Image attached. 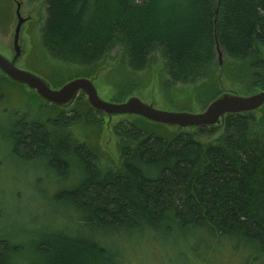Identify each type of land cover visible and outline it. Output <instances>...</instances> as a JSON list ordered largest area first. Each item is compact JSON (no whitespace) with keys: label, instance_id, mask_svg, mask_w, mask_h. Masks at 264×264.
Here are the masks:
<instances>
[{"label":"trees","instance_id":"16d2710c","mask_svg":"<svg viewBox=\"0 0 264 264\" xmlns=\"http://www.w3.org/2000/svg\"><path fill=\"white\" fill-rule=\"evenodd\" d=\"M12 16L10 0H0V26ZM39 34L29 56L42 54L52 86L92 76L120 45L126 64L105 79L122 100L130 93L121 86L134 82L159 49L168 84L196 87L206 107L222 93L218 47L229 71V59H244L264 43V0H46ZM256 66L254 86L263 89L264 59ZM40 108L30 126L17 114L5 139L11 152L42 159L69 180L49 201L76 215L66 221L30 211L38 218L27 224L20 212L10 218L0 207V264H133L136 250L180 243L188 264H217L215 256L224 253L240 264H264V104L260 114L229 112L223 125L195 131L124 125L117 133L136 143L122 145L116 166L100 157V146L90 148L73 134L81 116L66 115L56 103ZM214 127L222 129L213 140L199 137Z\"/></svg>","mask_w":264,"mask_h":264},{"label":"rangeland","instance_id":"374dc122","mask_svg":"<svg viewBox=\"0 0 264 264\" xmlns=\"http://www.w3.org/2000/svg\"><path fill=\"white\" fill-rule=\"evenodd\" d=\"M45 2L46 0H10L13 16L10 22H5L3 26H0V52L9 58H12L15 54L14 33L18 22L16 9L19 3L20 11L27 19L23 22L20 31L19 42L22 52L17 59V64L29 67L30 70L49 80L45 72L49 73L50 70H48L49 68L43 61L42 54L36 52L31 58L29 56L32 49V37L38 38L40 36V24L45 16ZM258 58L264 59V43L262 42L255 44L254 51L248 57L244 59H229L227 63L230 69L228 71L223 63L225 60V54L223 53L222 62L219 60L220 66L218 71L221 91L249 94L261 90L262 88L254 86L255 82L259 80L258 76H255V73H257L255 71L257 70L256 60ZM28 60H30L29 64L31 65L27 66L26 62ZM165 62L161 51L159 49L155 50L151 55L147 68L137 73V78L134 82L127 83V79L124 85L121 86L125 88L124 90L127 91V94L130 93L122 100L131 95H139L143 100L163 109H188L193 111L204 109L203 104L205 100L197 97L199 95L196 93V87L179 82L171 85L168 84L169 75L166 72ZM125 64L126 58L123 57L122 47L117 45L110 52L104 64L95 74L90 76L93 78L100 96L107 100L122 101L116 100L114 93L116 91L113 85L105 79V74L116 65L123 67ZM125 68L122 69L125 70ZM259 71L264 76V69L260 68ZM0 82V95L3 91L6 92V100H0V163H2V165L0 164V207L5 209L10 218L14 214H17V212H20L21 217H25L23 219L27 224L30 217L38 218L37 215L44 216L46 214L50 219H58L55 217L56 213L60 217V220L74 217L76 209L62 205V203H50L49 201L55 190L70 184L69 180L65 181L64 175L58 174L57 171L51 172L42 159L26 160L11 152L13 143L5 139L10 127L15 124L18 118L16 114L18 110L24 112V115L20 119L21 122L26 123L29 119L40 118L41 104H50L51 102L40 95L48 103L38 99L35 93H33V89L26 84H12L1 71ZM50 83L52 84L51 81ZM2 98L0 96V99ZM69 106L64 107L66 115L74 112L77 116L83 117V119L87 117V120L85 119L87 124L80 118V120L72 125L73 134L90 148H95L96 144L100 146L103 150L102 153L99 152L100 157H107L113 166L118 165L121 161L122 145L126 142L130 145L136 143L135 140L120 137L117 133V129L119 132L123 131L122 127L124 125H130L132 122H136L138 125H143V127L147 128H150L149 125H155L156 131L182 129L188 132L195 131L196 129L195 126H179L162 122L164 125H157L158 123L152 124L148 118H143L144 116L140 117L134 113L108 114L105 111L94 108L89 103L87 94L83 90L79 91L75 100ZM254 111L257 114L261 113L258 109ZM178 126L179 129H177ZM221 129L222 127H214L215 132L211 135L201 133L199 137L205 142L211 141L218 135ZM30 211H33L37 215L29 217ZM59 212L65 213V217L63 215L60 216ZM64 220L68 221V219ZM35 227L38 231L41 228L39 225ZM158 245L150 248L153 249L152 252L149 249L143 251L147 254H142L140 250H136V254L132 256L131 263L188 264L187 259L179 254L180 246H183L182 243L171 245L173 249L165 250ZM215 261L217 264L241 263V259L234 258L227 253L215 256Z\"/></svg>","mask_w":264,"mask_h":264},{"label":"water","instance_id":"95a60500","mask_svg":"<svg viewBox=\"0 0 264 264\" xmlns=\"http://www.w3.org/2000/svg\"><path fill=\"white\" fill-rule=\"evenodd\" d=\"M18 22L14 33L15 54L9 58L0 52V69L13 80L26 83L36 89L38 94L61 106L73 103L80 90L87 94L89 103L96 109L108 114L134 113L142 115L152 121L179 126H221L225 115L229 112H243L255 110L264 104V88L249 94L225 91L212 99L200 111L193 110H168L155 106L143 100L139 95H131L123 101L107 100L100 96L96 84L90 76H76L59 87H53L49 80L28 68L17 65L22 47L19 42L23 22L27 19L20 11V4L16 9ZM219 60L222 62L223 50L218 47Z\"/></svg>","mask_w":264,"mask_h":264},{"label":"flooded vegetation","instance_id":"af4514ba","mask_svg":"<svg viewBox=\"0 0 264 264\" xmlns=\"http://www.w3.org/2000/svg\"><path fill=\"white\" fill-rule=\"evenodd\" d=\"M18 65V64H17ZM20 67H24V66H21V65H19ZM24 68H27V67H24ZM29 69V68H28ZM0 71L3 73V75L6 77V78H8L9 76L2 70V69H0ZM10 79H12L11 77H9ZM8 78V79H9ZM13 80V79H12ZM14 81H16V80H14ZM16 82H18V83H21V84H26V83H22V82H19V81H16ZM0 84H1V82H0ZM27 85V84H26ZM28 86V85H27ZM30 87V86H29ZM53 87H56V86H53ZM57 87H59V86H57ZM31 88V87H30ZM31 89H33V90H35L36 91V89H34V88H31ZM37 92V91H36ZM38 93V92H37ZM0 96H2L3 98L2 99H0V100H6V92L5 91H3L2 93H1V95ZM51 103H53V102H51ZM59 105V104H58ZM61 106V105H60ZM63 107H66V106H63ZM68 107H70V106H68ZM4 109V108H3ZM2 109V111H4ZM21 111H17V113L16 114H24V112H21ZM18 117H19V115H18Z\"/></svg>","mask_w":264,"mask_h":264}]
</instances>
